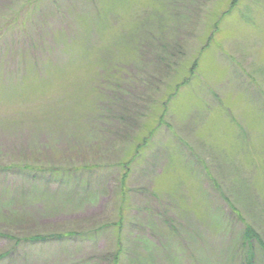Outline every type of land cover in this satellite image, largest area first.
Returning <instances> with one entry per match:
<instances>
[{
    "label": "rangeland",
    "instance_id": "rangeland-1",
    "mask_svg": "<svg viewBox=\"0 0 264 264\" xmlns=\"http://www.w3.org/2000/svg\"><path fill=\"white\" fill-rule=\"evenodd\" d=\"M0 264H264V0H0Z\"/></svg>",
    "mask_w": 264,
    "mask_h": 264
},
{
    "label": "trees",
    "instance_id": "trees-1",
    "mask_svg": "<svg viewBox=\"0 0 264 264\" xmlns=\"http://www.w3.org/2000/svg\"><path fill=\"white\" fill-rule=\"evenodd\" d=\"M248 15L244 14L243 15V18L247 17ZM249 17V16H248ZM152 34H148V36L151 37ZM138 42L140 43L141 41H134L133 43L135 44L134 47H136L135 49L137 50L138 48ZM243 248L245 249V257H247V261L250 263V260L252 259L253 257V253H254V247L252 243V241L256 240V242L258 243L257 245L259 247H262V242L261 240L258 239V237H256L252 232L251 230H248L244 235H243Z\"/></svg>",
    "mask_w": 264,
    "mask_h": 264
}]
</instances>
